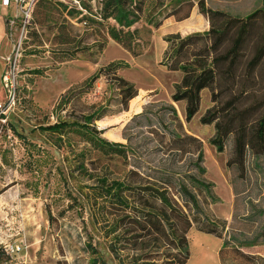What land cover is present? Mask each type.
Returning a JSON list of instances; mask_svg holds the SVG:
<instances>
[{
    "label": "trees",
    "instance_id": "trees-1",
    "mask_svg": "<svg viewBox=\"0 0 264 264\" xmlns=\"http://www.w3.org/2000/svg\"><path fill=\"white\" fill-rule=\"evenodd\" d=\"M77 1L81 9L67 0H36L26 22V26L44 25L50 31L52 36L47 40L55 47L48 52L55 63L70 61L79 55L95 63L109 40L136 56L142 46V23L157 28L165 18L186 7V13L178 18L183 20L194 6L189 1L158 19L152 9L156 5L161 9L163 0ZM86 1L95 3L96 13L89 14L92 17L82 12L91 10ZM197 7L208 21L206 31L165 37L167 47L160 64L181 75L171 100L184 102V118L189 122L200 108L202 92L207 90L211 105L201 115L200 122L214 125L209 143L221 153L231 141L226 165L240 179L247 171L250 157L254 161L251 170L264 175V9L238 17L212 9L204 0H199ZM73 15L76 24L70 18ZM30 34L37 36L35 30ZM36 52L34 49L28 54ZM20 65L21 58L19 69ZM118 65L125 63L112 62L108 70L113 73L111 78L118 91L119 104L122 110H128L138 90L127 79L114 74ZM32 73L44 75L40 69ZM97 78L95 74L85 80L77 95L67 93L60 103L61 108L77 103V116L61 119L49 127L39 126V129L56 135L54 145L64 149L63 160L68 159L70 151L74 169L94 179L92 186H87L86 191L79 188V196L72 198L80 211L88 210L117 264H186L188 234L192 228L221 238L219 253L231 244L243 264H264V220L251 239H225L226 220L216 218L208 210L213 184L203 177L206 169L202 143L183 131L175 107L169 104L165 108L174 124L173 130H151L158 139L160 152L170 157V162L159 166L143 162L124 144L106 138L107 129L95 124L105 116L104 107L81 101L83 93ZM138 117L140 114H135L130 120ZM10 129L23 140L26 148L27 158L22 167L39 181L53 156L13 126ZM69 134L77 137L78 142L74 146L66 143L67 151L63 143L69 141ZM185 161V165L181 164ZM263 217L264 209H258L246 220L257 224ZM86 247L93 256L90 264H107L91 242ZM243 248H249L248 252ZM0 264H12L11 255L1 244Z\"/></svg>",
    "mask_w": 264,
    "mask_h": 264
},
{
    "label": "rangeland",
    "instance_id": "rangeland-1",
    "mask_svg": "<svg viewBox=\"0 0 264 264\" xmlns=\"http://www.w3.org/2000/svg\"><path fill=\"white\" fill-rule=\"evenodd\" d=\"M189 1L194 6L183 20L178 18L186 13V7L165 18L157 28L143 23L140 25L142 46L136 56L109 40L95 63L87 61L82 55L55 63L48 52L55 47L47 40L52 36L50 31L38 24L24 28L20 34L18 100L5 115V122L0 121V244L11 255L12 264H90L93 256L86 247L89 242L107 264H117L108 250L107 241L94 227L88 210L80 211L72 198L79 196L77 190L86 191L87 186L95 183L94 179L74 169L75 161L68 153L66 143L74 146L78 142L77 137L69 134V141L63 143L68 151V159L63 160L64 149H57L54 145L56 135L39 129V126L49 127L61 119L71 120L77 116V103H68L63 108L60 103L67 93L77 95L84 81L95 74L98 78L83 93L81 101L105 108V116L95 123L99 128L107 129L104 136L127 146L138 160L156 166L166 164L171 158L160 152L158 139L151 130L174 129L165 110L169 104L173 105L183 131L202 143L206 169L203 177L213 184L208 210L216 218L226 220L225 239L234 237L244 240L255 236L264 217L257 224H249L246 219L254 211L264 209V175L258 170H251L252 157L248 158L247 171L241 179L233 168L227 167L231 141L227 142L223 152H217L209 143L214 125L200 122L201 115L211 105L208 91L202 92L200 108L187 122L184 102L171 100L181 75L160 64L167 47V35L184 36L206 31L209 24L198 11L199 0H163L161 9L157 5L156 9H152L159 19ZM204 1L212 9L238 17H244L258 8L264 9V0ZM86 4L91 10L82 12L92 17L89 14L96 13L95 3L86 1ZM70 18L76 24L75 15ZM33 30L37 36L30 34ZM34 49L38 52L28 54ZM112 62L125 63L118 65L114 74L127 79L138 90L137 97L129 102L128 110H122L119 104L118 91L111 78L113 73L108 70ZM36 69L43 70L44 75L33 74ZM135 114H140V117L130 120ZM12 126L27 140L48 150L54 158L45 167L39 181L22 167L27 158L26 148L23 140L10 129ZM187 161L181 164L185 165ZM188 239L189 259L186 264H243L231 244L219 253L222 241L216 235L192 228ZM243 250L248 252L249 248Z\"/></svg>",
    "mask_w": 264,
    "mask_h": 264
},
{
    "label": "built area",
    "instance_id": "built-area-1",
    "mask_svg": "<svg viewBox=\"0 0 264 264\" xmlns=\"http://www.w3.org/2000/svg\"><path fill=\"white\" fill-rule=\"evenodd\" d=\"M71 1L80 8L77 0ZM36 0H0L1 6L9 10L5 18V35L11 44L10 52L2 57L3 69L1 74V86L4 100L0 102V121L5 122V115L17 102L19 62L21 58L20 37ZM81 9V8H80ZM20 31V33H19ZM17 33L18 36H17Z\"/></svg>",
    "mask_w": 264,
    "mask_h": 264
},
{
    "label": "crops",
    "instance_id": "crops-1",
    "mask_svg": "<svg viewBox=\"0 0 264 264\" xmlns=\"http://www.w3.org/2000/svg\"><path fill=\"white\" fill-rule=\"evenodd\" d=\"M8 13H9V10L4 9L0 4V102L2 101V98L4 99V93L2 90V86H1V74H2V69H3L2 57L6 56L10 52V49H11L10 43L7 40L6 35H5V18ZM197 32H200V31H197Z\"/></svg>",
    "mask_w": 264,
    "mask_h": 264
}]
</instances>
